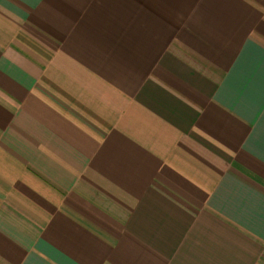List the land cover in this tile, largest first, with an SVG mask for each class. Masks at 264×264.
Segmentation results:
<instances>
[{
  "label": "crops",
  "instance_id": "0c3cea01",
  "mask_svg": "<svg viewBox=\"0 0 264 264\" xmlns=\"http://www.w3.org/2000/svg\"><path fill=\"white\" fill-rule=\"evenodd\" d=\"M0 264H264V0H0Z\"/></svg>",
  "mask_w": 264,
  "mask_h": 264
}]
</instances>
